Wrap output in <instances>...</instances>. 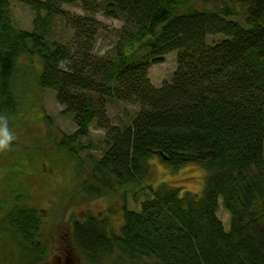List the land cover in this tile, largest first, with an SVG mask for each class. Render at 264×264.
I'll use <instances>...</instances> for the list:
<instances>
[{"label": "trees", "instance_id": "1", "mask_svg": "<svg viewBox=\"0 0 264 264\" xmlns=\"http://www.w3.org/2000/svg\"><path fill=\"white\" fill-rule=\"evenodd\" d=\"M14 2L35 11L32 30L17 23ZM71 4L124 21L112 56L94 52L104 24L70 13L64 6ZM203 6L0 0V114L17 112L20 63L37 58L38 86L53 90L61 113L76 124L60 145L77 156L74 144L92 125L105 133L103 155L90 158L80 178L82 192L93 198L124 190L118 227L92 211L71 218L65 233L78 264H264V0H204ZM58 18L73 29L66 41L53 33ZM215 36L221 39L209 41ZM172 51L177 69L156 87L148 68ZM110 100L137 107L129 123H112ZM154 157L172 169L203 167L201 193L147 183ZM140 185L148 194L139 210L131 209L126 193ZM14 201L0 219L2 258L11 255V242L20 256L14 264H37L48 252L44 214L24 193ZM221 203L228 227L218 216Z\"/></svg>", "mask_w": 264, "mask_h": 264}, {"label": "rangeland", "instance_id": "2", "mask_svg": "<svg viewBox=\"0 0 264 264\" xmlns=\"http://www.w3.org/2000/svg\"><path fill=\"white\" fill-rule=\"evenodd\" d=\"M191 1L197 7H204V0ZM64 8L72 14L94 15L99 19L105 27L94 40V52L103 57L113 55L116 30L124 25V21L101 13H87L79 4L65 5ZM12 9L19 26L32 30L35 11L18 2L12 4ZM54 26L53 33L60 40L66 41L73 34V29L63 18H58ZM212 38L216 41L221 39L220 36H215L209 38V41ZM40 68L37 58H22L17 80L19 108L14 114L8 113L9 111L7 114H0V219L15 203V195L24 193L26 202L42 210L45 218L43 236L47 239L48 252L46 258L37 264H78V259L68 251L70 247L65 233L71 218L82 217L87 211H92L109 216L118 227L122 221L124 190L119 189L116 193L93 198L82 192L80 178L88 174L90 158L99 159L103 155L106 149L105 133L92 125L90 134L74 144L79 152L77 156L63 148L60 145L62 138L75 131L76 124L72 114L61 113L64 107L57 101L55 92L51 89L42 90L38 86L37 74ZM176 69L177 51H172L162 62L151 64L148 75L152 83L159 87L171 79ZM136 108L115 100L107 103L112 123L119 125L129 123ZM150 163L152 174L147 183L157 186L165 181L181 185L183 191L201 193L206 171L198 164L187 163L172 169L158 157L152 158ZM142 187L140 185L128 189L126 197L131 209L139 210L142 200L148 194L141 191ZM218 216L225 227H228L230 213L222 203ZM10 245L12 247L9 246L8 252L11 255L3 260L0 241V264H14L13 258H18V246L11 242Z\"/></svg>", "mask_w": 264, "mask_h": 264}]
</instances>
